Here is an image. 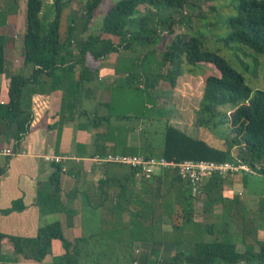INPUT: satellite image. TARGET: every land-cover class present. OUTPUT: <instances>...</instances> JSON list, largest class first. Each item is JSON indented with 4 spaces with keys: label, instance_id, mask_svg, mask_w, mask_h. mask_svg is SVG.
<instances>
[{
    "label": "crops",
    "instance_id": "1",
    "mask_svg": "<svg viewBox=\"0 0 264 264\" xmlns=\"http://www.w3.org/2000/svg\"><path fill=\"white\" fill-rule=\"evenodd\" d=\"M9 23L12 22L6 21V26ZM82 38L84 35H79L77 42ZM19 45L9 42V59L4 50V71L0 73L2 105L8 102L10 76H29L31 72V67L24 66L18 55L22 51ZM118 52L96 61L86 58L90 80L82 87L71 121H61L62 88L50 85L51 79L45 75L40 77L39 84L30 85L25 109L31 112V129L15 155H0V233L33 237L39 228L53 222L60 223L67 240L81 236L103 238L109 233L107 230L114 238H123L124 233L132 244L134 264H156L158 259L175 253L191 254L196 243L207 239L234 243L239 252L252 246L257 252L259 244H264V224L260 223V216H264V192L246 197L253 191L245 188L244 175L211 178L204 185L203 196L194 199L187 185L170 172L146 180L126 166L91 160L95 155L137 154L130 148L148 150L147 138L142 133L118 123V94L124 91L122 87H130L116 85L120 77L115 69ZM80 70H75L73 78ZM70 76L63 86L71 82ZM147 90L161 98L158 105L170 110V114L163 116L166 123L190 135L175 125L186 124L175 100L181 91L175 86L159 85ZM146 107L154 106L147 103ZM40 122L43 123L38 126ZM4 148L13 149V139L0 133V150ZM44 155L70 158L62 163L66 170L59 172L58 191L50 178L61 164L45 162ZM118 250L122 253L121 248ZM63 252L62 243L53 240L52 255L41 262L7 252V260L1 264H54L53 257Z\"/></svg>",
    "mask_w": 264,
    "mask_h": 264
},
{
    "label": "trees",
    "instance_id": "2",
    "mask_svg": "<svg viewBox=\"0 0 264 264\" xmlns=\"http://www.w3.org/2000/svg\"><path fill=\"white\" fill-rule=\"evenodd\" d=\"M189 1L118 0L103 13L101 26L91 31L96 10L102 0H87L83 12L78 15V22L70 23L65 39L61 40V12L65 2L51 0L54 16L44 24L42 0H26L25 31L21 40L22 62L24 66L31 67V72L29 76L19 73L10 76L8 102L0 104V133L12 137L13 150L16 151L31 129V112L22 106L23 90L26 86L39 84L40 77L44 75L51 79L50 85L54 84V87L63 89L61 121H71L82 87L90 80L91 70L85 64L86 58L96 61L109 53L126 50L132 40H136L140 47L146 44L158 45L162 39L159 31L171 35L176 23L188 21L184 8L187 5L192 6ZM235 1L236 14L227 20L229 32L223 42L227 46L241 45L263 54L264 0ZM140 6H146L149 10L141 14L138 10ZM81 34L84 38L77 42ZM5 39L6 37L0 35V73L4 71L5 65ZM160 61L163 66H169L163 73L146 77V68L143 69L147 86L153 87L159 80L175 86L177 77L184 70L198 73L204 63H209L218 70L219 76L210 75L205 79L197 121L200 127L211 128L216 132L223 141L224 148L214 147L204 139L192 137L166 123L163 146L157 157L175 161L217 162L240 158L250 165H259V173L264 176V89L252 90L240 73L216 52L204 50L202 41L194 35H175L161 52ZM76 69L81 70L73 78ZM68 74L71 75V82L63 86ZM142 77L140 73H130L127 80L130 81L129 84H135ZM42 123H38V126ZM220 126L225 130H219ZM12 127L14 131H10ZM235 148L239 149L236 155L232 151ZM146 156L155 155L150 153ZM60 171L61 167L57 165L50 178L55 191L59 189ZM212 178L219 180L221 177ZM92 238L81 236L67 240L62 234L59 222L39 228L33 237L0 233V264L7 260V252L20 255L26 260L41 262L48 255H52L53 240H59L64 249L63 254L53 257L54 264H134L131 242L125 244L120 262L117 254L113 258L107 252L92 251L99 240L103 242L97 237L98 241L91 245ZM217 262L264 264V244H259L257 252L252 246L239 252L234 243L207 239L196 243L191 254L175 253L171 257L158 259L156 264Z\"/></svg>",
    "mask_w": 264,
    "mask_h": 264
},
{
    "label": "rangeland",
    "instance_id": "3",
    "mask_svg": "<svg viewBox=\"0 0 264 264\" xmlns=\"http://www.w3.org/2000/svg\"><path fill=\"white\" fill-rule=\"evenodd\" d=\"M87 0H63L64 5L62 6L61 12V26H60V38L64 40L68 27L71 22H78V15L81 14L85 8V2ZM118 0H102L100 6L97 8L95 18L93 20V29H97L101 26L103 13L111 7V5ZM43 8L42 13L44 15L43 22L47 23L54 16V7L50 5L51 0H42ZM191 5H187L184 8V12L187 20L178 22L174 25V33L167 35L165 31H159V35L162 37L158 45H145L140 47L137 45L136 40H132L129 49L122 52H118L116 68L118 69V75L120 76L116 82L119 86H130L128 88L122 87V90L118 94L120 102L119 110L116 114L119 115L118 123L122 126L130 127L131 130L134 128L143 134L147 138V149L143 148L132 149L131 151L137 152V154H150L155 156L160 154V150L163 146L164 140V125L166 119L163 116L170 114V110H165L164 107L158 105L161 98L156 96L147 89L151 88L147 86L144 78L143 69L146 68V77H151L159 73H163L169 66H163L161 64V52L165 49L166 45L171 39L177 34H184L188 36L194 35L202 41V48L204 50L213 51L222 56L228 64L240 73L245 83L252 89H264V53H257L248 47L241 45H230L227 46L223 42V38L228 34L229 28L227 20L236 14V1L235 0H190ZM25 9L26 0H0V35L6 37V57L9 59V41L12 43L20 44L22 35L25 31ZM141 14H145L149 8L146 6H140L138 8ZM137 17H140L137 15ZM6 21L12 23L7 24ZM153 25V22L150 23ZM9 39V40H7ZM22 47V44H20ZM19 45V48H20ZM155 48V50H152ZM152 50V52L150 51ZM149 52L151 54H149ZM18 55L22 59V51ZM201 69L198 73H190L186 70L177 77L175 87L181 92L178 93V97L175 98L176 104L184 114L181 116V120L186 123L185 125H177L181 129L189 132L193 137H201L206 142L217 148H224L223 141L219 138L218 134L211 128L200 127L198 125L197 116L198 112L195 113V109L199 107V102L202 96L205 79L210 75L219 76L218 70L209 63L201 65ZM185 68V67H184ZM126 73H140L142 78L129 84ZM194 78H192V77ZM138 85L143 87L138 88ZM156 85L174 87L169 85L167 81L159 80ZM30 85L26 86L23 90L24 96L22 98V106L26 108V92L29 90ZM158 95H161L158 93ZM157 95V97H158ZM155 96V97H153ZM163 97H165L162 94ZM123 99V101L121 100ZM170 100V99H169ZM174 100V101H175ZM147 103H151L154 106L152 109L146 107ZM125 104V105H123ZM185 109V110H182ZM82 118V115H80ZM85 118V117H84ZM151 119V121H148ZM118 128V127H117ZM120 128V127H119ZM123 128V127H122ZM219 130H225L224 127L220 126ZM214 132V133H213ZM238 148L233 149V154L236 155ZM135 154V155H137ZM125 167V166H124ZM241 176L240 174H237ZM243 176V175H242ZM245 188L252 190L245 194L246 197H256L264 192V178L260 176H248L244 175ZM175 217V216H174ZM177 217V215H176ZM260 223L264 224V216H260ZM103 235L101 242L99 240L98 245L93 247L94 252H111V256L115 257L116 252L119 261L122 259L118 248L123 251L126 242L130 241L129 235L120 237H110L113 235L111 230H107ZM122 233V229H120ZM97 242L98 238L93 236L90 240L91 245L93 242ZM89 245V243H88ZM120 245V246H118ZM86 247V246H85ZM87 249V247H86ZM85 249V250H86ZM154 257V256H153ZM121 262V261H120Z\"/></svg>",
    "mask_w": 264,
    "mask_h": 264
},
{
    "label": "built area",
    "instance_id": "4",
    "mask_svg": "<svg viewBox=\"0 0 264 264\" xmlns=\"http://www.w3.org/2000/svg\"><path fill=\"white\" fill-rule=\"evenodd\" d=\"M230 112H228L229 114ZM13 149L4 148L0 150V155L7 157L15 155ZM70 159L67 156L44 155L43 160L47 163L61 164V171L66 167L63 162ZM73 159V158H72ZM91 160L98 164H116L126 166L135 171L139 178L150 179L158 173H174L189 188L192 198L203 196L205 183L213 176L221 178L228 175H248L260 176V166L245 163L240 158L232 161L217 162L212 160H167L164 157L145 155H118L106 154L104 156L95 155ZM79 161V159H76Z\"/></svg>",
    "mask_w": 264,
    "mask_h": 264
}]
</instances>
